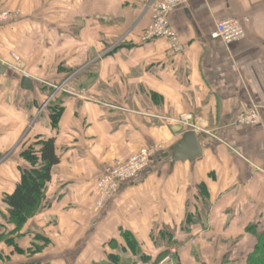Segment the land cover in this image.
<instances>
[{
    "label": "crops",
    "instance_id": "obj_1",
    "mask_svg": "<svg viewBox=\"0 0 264 264\" xmlns=\"http://www.w3.org/2000/svg\"><path fill=\"white\" fill-rule=\"evenodd\" d=\"M1 1L19 14L0 25L2 263L105 264L113 254L132 264H248L264 233V0H186L170 15L177 55L165 38L141 40L153 0ZM229 17L246 20L242 40L212 37ZM251 108L258 123L239 124ZM185 113L199 128L194 160L184 147L183 158L172 155L190 130L177 121ZM42 138L55 139L60 163L47 205L15 231L3 198L29 166L22 151ZM154 145L162 151L150 166L96 212L105 164Z\"/></svg>",
    "mask_w": 264,
    "mask_h": 264
},
{
    "label": "built area",
    "instance_id": "obj_2",
    "mask_svg": "<svg viewBox=\"0 0 264 264\" xmlns=\"http://www.w3.org/2000/svg\"><path fill=\"white\" fill-rule=\"evenodd\" d=\"M186 0H153L151 4L152 22L144 30L141 40L149 42L159 38H165L169 42L170 52L177 55L182 52L183 45L179 35L171 25L170 15ZM19 14L7 7L0 0V25L15 19ZM246 20L229 17L223 19L216 24L212 37L221 39L225 43L240 41L246 35ZM16 59H19L16 57ZM16 70L23 72L16 66ZM27 75V74H24ZM237 121L241 125H249L258 123V113L254 108L247 112L240 113ZM191 114L185 113L177 120L179 124L190 130H199L192 121ZM162 151L161 145H154L142 148L129 159L114 160L105 164L103 173L96 180L97 201L95 211H102L106 205L115 197L121 185L134 179L139 173L148 168L153 158Z\"/></svg>",
    "mask_w": 264,
    "mask_h": 264
},
{
    "label": "trees",
    "instance_id": "obj_3",
    "mask_svg": "<svg viewBox=\"0 0 264 264\" xmlns=\"http://www.w3.org/2000/svg\"><path fill=\"white\" fill-rule=\"evenodd\" d=\"M49 105L52 108V122L56 126L61 114V108L56 103L52 104L50 102ZM21 156L29 163V166L21 171V180L16 185L15 190L10 194H6L3 198L4 203L8 206V220L10 223L15 224V231L21 230L31 217L47 205L45 195L47 184L52 179L54 167L60 163L54 138H42L38 142L31 143L22 151ZM38 238L47 244L46 238L43 236H38ZM164 238L167 240V246L175 244L172 236H165ZM255 243V248L249 254L247 262L248 264H264V233L256 236ZM37 249L41 250L42 247L38 246ZM2 259L3 256L0 254V264H4ZM146 259L148 258L143 255L141 261ZM19 264L43 263L30 261ZM105 264H128V262H125L120 256L112 254L109 255Z\"/></svg>",
    "mask_w": 264,
    "mask_h": 264
},
{
    "label": "water",
    "instance_id": "obj_4",
    "mask_svg": "<svg viewBox=\"0 0 264 264\" xmlns=\"http://www.w3.org/2000/svg\"><path fill=\"white\" fill-rule=\"evenodd\" d=\"M5 65L0 61V72L3 73L5 70ZM21 86L25 89H32L33 88V81L32 79L24 75L21 80ZM182 139L179 141L178 144L175 145V147L172 150V155L175 158L182 157L180 156L179 152H182L183 147L185 148V157L191 160H194L197 155L201 153L200 145L198 142L197 135L193 130H186L184 133H182ZM189 149V150H186ZM169 153L166 154L168 156ZM173 157V158H174ZM183 158V157H182Z\"/></svg>",
    "mask_w": 264,
    "mask_h": 264
},
{
    "label": "rangeland",
    "instance_id": "obj_5",
    "mask_svg": "<svg viewBox=\"0 0 264 264\" xmlns=\"http://www.w3.org/2000/svg\"><path fill=\"white\" fill-rule=\"evenodd\" d=\"M16 62L19 63L20 60L16 59ZM16 67L19 68V69H24V67H23V68L20 67V66H16ZM50 93H51V92H50ZM52 104H55V102L53 101ZM119 160H120V159H119ZM124 161H125V160H124ZM33 217H34V216H33ZM31 218H32V217H31ZM27 222H28V221H27ZM158 242H159V241H158ZM223 243H226V241L223 240ZM181 244H182V243H181ZM124 261H125V262H128V264H132V263L130 262V260H128V259H124ZM144 262H145V261H144ZM103 264H104V263H103Z\"/></svg>",
    "mask_w": 264,
    "mask_h": 264
}]
</instances>
